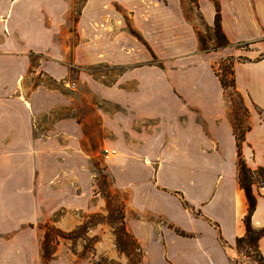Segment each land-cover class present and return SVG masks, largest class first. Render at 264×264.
<instances>
[{
  "label": "crops",
  "instance_id": "obj_1",
  "mask_svg": "<svg viewBox=\"0 0 264 264\" xmlns=\"http://www.w3.org/2000/svg\"><path fill=\"white\" fill-rule=\"evenodd\" d=\"M216 1L230 44L204 50L198 32L216 41L215 0H0V157L14 148L17 174L30 155L42 161L38 173L71 169L75 141L85 135L66 116L36 136L37 116L65 101L56 88H28L27 75L61 80L72 62L124 68L96 94L118 107L109 125L108 112L101 121L127 141L112 170L138 213L125 225L144 249L140 264H236L246 234L237 140L213 66L235 58V87L250 121L242 157L252 170L264 167V0ZM252 192L251 224L259 230L264 185L253 183ZM257 247L264 264V232Z\"/></svg>",
  "mask_w": 264,
  "mask_h": 264
},
{
  "label": "rangeland",
  "instance_id": "obj_2",
  "mask_svg": "<svg viewBox=\"0 0 264 264\" xmlns=\"http://www.w3.org/2000/svg\"><path fill=\"white\" fill-rule=\"evenodd\" d=\"M195 14L187 11L189 18L202 25L200 15ZM201 33L208 49L218 48L217 41H209V33ZM38 60L36 55L31 58L34 63ZM234 62V57H228L213 67L219 80L223 75L227 81L226 87L222 85L224 101L236 136L248 130L250 121L243 96L231 86ZM123 69L106 63L80 67L72 62L70 74L61 80L46 74L25 77L28 88L37 84L56 88L59 99L65 101L37 116L36 136L45 132L54 120L66 116L82 123L85 135H78L75 141L77 154L72 157L71 169L53 175L43 169L38 173L42 161L31 155L23 159L22 175L17 174L14 148L7 156L0 157L3 187L0 189V264L141 263L144 249L136 239L140 249L132 247L125 251L118 242L119 233L126 228V219L138 215L131 209L130 191L117 186L112 170L119 146L127 141L117 140L101 121L108 112L105 119L109 125L110 113L118 107L96 94L98 89L113 87ZM66 82L75 83V87L67 86ZM19 160L21 164L22 158ZM17 179L23 184L20 187ZM17 200L23 205H16ZM239 247L240 252L234 258L237 264H260L254 247L247 243Z\"/></svg>",
  "mask_w": 264,
  "mask_h": 264
},
{
  "label": "trees",
  "instance_id": "obj_3",
  "mask_svg": "<svg viewBox=\"0 0 264 264\" xmlns=\"http://www.w3.org/2000/svg\"><path fill=\"white\" fill-rule=\"evenodd\" d=\"M215 4H216V9H217L216 17H215V26H214V32H215V37H216V41H217L216 46L217 47H224V46L229 45L230 43L227 40V38L225 37L223 30H222V27H221L220 7H219V4L216 0H215ZM198 35H199V40L201 42L202 49L208 50L207 40L205 39V37L202 35L201 32H198ZM232 76H233V71H232ZM220 81L224 87H226L228 85L227 81L223 77V75L220 76ZM231 86L236 89L233 77L231 79ZM245 133L243 135H236L237 148H238L237 166H238V170H239V183H240L241 188L244 190V192L246 194V198H247V202H248V212H247L246 216L244 217L246 234L244 237H241L238 239V246H240L241 243H247V245H249V247H254L256 249V251L259 253L258 247H257L258 239L263 234L264 228L257 230L255 228H253V226L251 224V216H252V213H253V211L255 209V205H256V197L254 196V194L252 192V184L257 182V183L264 185V167H259L256 170H252L251 168H249L246 165V163L242 157V151H241L242 143L245 139ZM118 242H119V244L124 245L125 251H129L132 247H136L137 249H140L136 240L127 232L125 227L122 228L121 232L119 233ZM259 255H260V253H259ZM259 262H260V264H263L261 257L259 259Z\"/></svg>",
  "mask_w": 264,
  "mask_h": 264
},
{
  "label": "built area",
  "instance_id": "obj_4",
  "mask_svg": "<svg viewBox=\"0 0 264 264\" xmlns=\"http://www.w3.org/2000/svg\"><path fill=\"white\" fill-rule=\"evenodd\" d=\"M66 85L69 86V87H71V88H74L75 87V83L66 82ZM105 151L109 153V150L107 148H105ZM112 153H116V151L113 150Z\"/></svg>",
  "mask_w": 264,
  "mask_h": 264
}]
</instances>
